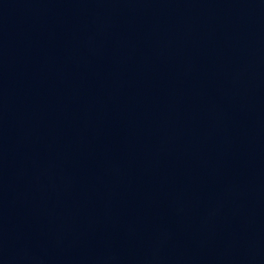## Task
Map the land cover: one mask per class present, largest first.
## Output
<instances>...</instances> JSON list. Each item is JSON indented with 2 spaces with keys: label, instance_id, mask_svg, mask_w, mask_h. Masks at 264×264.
<instances>
[{
  "label": "water",
  "instance_id": "95a60500",
  "mask_svg": "<svg viewBox=\"0 0 264 264\" xmlns=\"http://www.w3.org/2000/svg\"><path fill=\"white\" fill-rule=\"evenodd\" d=\"M0 264H264V0H0Z\"/></svg>",
  "mask_w": 264,
  "mask_h": 264
}]
</instances>
